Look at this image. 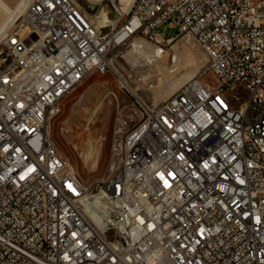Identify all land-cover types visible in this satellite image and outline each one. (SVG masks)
<instances>
[{"label":"built area","instance_id":"built-area-1","mask_svg":"<svg viewBox=\"0 0 264 264\" xmlns=\"http://www.w3.org/2000/svg\"><path fill=\"white\" fill-rule=\"evenodd\" d=\"M114 11L25 0L0 34V264H264V0ZM164 27L208 62L144 104L121 49L163 43ZM95 73L135 101L117 109L104 174L85 182L49 124Z\"/></svg>","mask_w":264,"mask_h":264},{"label":"rangeland","instance_id":"rangeland-1","mask_svg":"<svg viewBox=\"0 0 264 264\" xmlns=\"http://www.w3.org/2000/svg\"><path fill=\"white\" fill-rule=\"evenodd\" d=\"M20 1L3 0L10 8ZM83 2L94 15L110 12V9L112 13L116 6L119 9V0ZM5 17L6 14H1L0 20ZM163 31L166 35L161 44L130 38L121 49L124 56L120 57L121 63L131 75V86L144 104L162 100V95L198 76L208 62L206 53L192 38L176 35V30L167 27ZM133 46L135 49L141 48L138 55L132 53ZM207 74L203 78L211 82L212 76ZM185 78L187 80L182 82ZM120 87V84L115 85L110 74H91L64 99L59 112L50 121L49 134L52 140L67 164L85 182L104 174L117 109L135 101L132 96L119 94Z\"/></svg>","mask_w":264,"mask_h":264},{"label":"bare ground","instance_id":"bare-ground-1","mask_svg":"<svg viewBox=\"0 0 264 264\" xmlns=\"http://www.w3.org/2000/svg\"><path fill=\"white\" fill-rule=\"evenodd\" d=\"M134 0H119V3H118V7L119 9L121 10H128L130 8V6L132 5ZM117 7V6H116ZM24 8H25V0H21L20 2H18V4L14 7V8H10L9 6H7L3 0H0V15L1 14H6V17L2 20H0V34H2L12 23V21L15 19V17L18 15V14H21L24 12ZM108 14H109V11L107 12H102V14H100L104 19H107L108 17ZM105 22H110V21H105ZM136 45H139V46H144V44H141V43H137ZM135 46V44H134ZM133 46V49H132V53H136L138 55V53L141 51V48H136ZM145 47V46H144ZM140 64V63H138ZM190 77V76H189ZM187 77V79L189 78ZM186 78L182 81H186L187 80ZM190 79V78H189ZM188 81V80H187ZM186 81V82H187ZM184 82V84L186 83ZM183 85V84H182ZM181 85V86H182ZM180 87V86H179ZM178 87V88H179ZM177 88V89H178ZM176 89V90H177ZM176 90H172L170 93L168 94H165V95H162V100H164L165 98H167L168 96H170L171 94H173Z\"/></svg>","mask_w":264,"mask_h":264}]
</instances>
